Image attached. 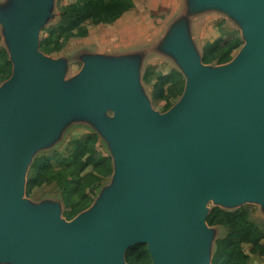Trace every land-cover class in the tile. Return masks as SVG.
<instances>
[{
  "label": "water",
  "instance_id": "obj_1",
  "mask_svg": "<svg viewBox=\"0 0 264 264\" xmlns=\"http://www.w3.org/2000/svg\"><path fill=\"white\" fill-rule=\"evenodd\" d=\"M51 8L0 4L12 66L0 85V264H127L140 245L152 264H211L208 203L264 211V0H183L155 44L185 80L165 113L143 90L137 51L85 53L66 80V60L39 51ZM208 12L230 20L243 42L217 67L202 63L190 30ZM77 121L106 142L113 170L93 205L66 221L59 203L24 199L25 178L34 154Z\"/></svg>",
  "mask_w": 264,
  "mask_h": 264
},
{
  "label": "rangeland",
  "instance_id": "obj_2",
  "mask_svg": "<svg viewBox=\"0 0 264 264\" xmlns=\"http://www.w3.org/2000/svg\"><path fill=\"white\" fill-rule=\"evenodd\" d=\"M77 1L78 0H52V8L50 13L51 18L46 22V24L42 27L40 31L39 51L40 43L42 40L48 39L50 43L55 40V38L60 32L59 25L61 24V20L59 18L62 15V11L69 5L77 3ZM6 2L7 0H0V4L2 5ZM163 3L164 6L165 3L167 4V8H159V6ZM179 3V0H133V8L129 10L130 12L127 11L129 13L126 12L127 14L124 15L122 20L118 21V19V22L115 21L111 24L99 25L93 24L92 22L88 21L84 24V27L87 31L86 37H76L70 39L66 43L65 47L59 52H52L49 54H44L41 51L40 52L51 59L64 58L67 62V72L65 79L69 80L80 72L83 65L80 60V57L85 53L113 55L129 53L130 51L137 50V52H140L143 58L140 72L143 90L147 95L148 99L150 100L152 109L159 113H165L166 111L163 110L162 103L160 101L153 100L151 96L152 84L155 81L154 77L156 76V74L167 75L172 70L177 71L179 74L180 72L176 69V66L169 58L155 51V44L159 42V40L163 37L169 24L176 17H178L180 13H182L183 2L180 5ZM120 29H123L122 34H119ZM190 30L192 40L194 41L200 54L202 47L206 43H211L219 38L223 40H228L237 37L242 42L240 31L238 30V28L225 16L217 12H208L193 17L190 22ZM121 40H125L129 44L126 45V43L121 42ZM123 45H126L127 47H124ZM0 47L5 50L8 56L6 44L1 34V27ZM238 51L235 53L234 57L236 56ZM209 66L217 67L221 65L211 64ZM147 70L149 74H153V78H151L150 84H144L142 81L143 75L145 71L147 72ZM182 78L185 85L184 77L182 76ZM180 97L176 101H174L173 105L178 102ZM108 116H111V113H108ZM92 135H95L99 141V145L95 150V159L100 157H108L111 161L112 167V159L110 157V151L108 149V146L106 142L99 136L96 130L87 122H72L64 128L59 138L52 145L48 146L47 148L41 149L34 154L31 164L29 165L26 173L24 199L35 205L40 204L42 202H57L62 206V218L65 219L63 217L65 208L61 196L62 188L55 182H53L40 187H36L32 189L31 192L28 194L26 192L28 173L32 163L36 159H45L49 166L55 168V166H57L58 164L56 162L57 157H66L68 150L74 141L85 139L86 137ZM57 170L59 169H56L55 171ZM92 172V167H89L86 170V175H89ZM111 176L112 173L110 177L102 181V183L99 185L98 190H94L92 196L93 202L89 206V208L96 201L101 190L110 184ZM94 186L96 187V184L86 187L85 191L89 193L90 190L92 191ZM215 208L223 210L225 212H235L241 209L244 210L247 213L248 220L255 226V228L264 233V211L260 208V206L247 203L235 209H224L216 207L212 202L208 203L207 209L209 213ZM209 228L214 231V238L211 247V255L213 256L216 241L222 239L227 232L224 228L220 226H214ZM247 252V248H245L244 253L247 254L249 258L247 264H264V258H261L257 255L248 254Z\"/></svg>",
  "mask_w": 264,
  "mask_h": 264
},
{
  "label": "trees",
  "instance_id": "obj_3",
  "mask_svg": "<svg viewBox=\"0 0 264 264\" xmlns=\"http://www.w3.org/2000/svg\"><path fill=\"white\" fill-rule=\"evenodd\" d=\"M134 6L133 0H78L62 11L59 34L53 42L44 39L40 43V51L44 54L61 51L66 43L76 37H86L84 24H111L117 21ZM54 46H52V45ZM242 42L234 37L228 40L216 39L206 43L201 50V60L205 65H223L232 60L241 48ZM11 74V64L3 48L0 47V84ZM153 74L148 70L143 75V83L150 84ZM152 84V99L160 101L163 110L167 111L183 92V78L175 70L167 75L156 74ZM99 141L95 135L74 141L64 158L56 159L55 168L49 166L45 159H36L29 170L27 193L32 189L55 182L62 188L61 196L65 211L63 217L70 221L92 204L94 190H98L102 181L112 173L111 161L108 157L95 159V150ZM93 172L86 175L88 168ZM56 169H59L55 171ZM89 193L86 187L95 185ZM206 223L209 227L220 226L226 235L216 241L211 264H247V253L264 258V233L259 231L248 220L244 210L225 212L213 209ZM127 264H151V258L145 246L130 248L125 254Z\"/></svg>",
  "mask_w": 264,
  "mask_h": 264
},
{
  "label": "crops",
  "instance_id": "obj_4",
  "mask_svg": "<svg viewBox=\"0 0 264 264\" xmlns=\"http://www.w3.org/2000/svg\"><path fill=\"white\" fill-rule=\"evenodd\" d=\"M180 1V3H179V5L180 4H182V2H183V0H179ZM167 8V4L165 3V6H164V3L162 4V5H160L159 6V8ZM130 12V11H129ZM129 12H127V13H129ZM127 13H125L124 15H126ZM124 15H122V17L118 20V21H120V20H122L123 19V17H124ZM117 21V22H118ZM116 24V23H115ZM122 31H123V29H120L119 30V34H122ZM126 40V39H125ZM125 40H121V42H123V43H126V45H128L129 43L127 42V41H125ZM126 45H123L124 47H127ZM134 51H137V50H133V51H130V52H134Z\"/></svg>",
  "mask_w": 264,
  "mask_h": 264
}]
</instances>
